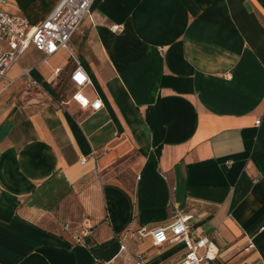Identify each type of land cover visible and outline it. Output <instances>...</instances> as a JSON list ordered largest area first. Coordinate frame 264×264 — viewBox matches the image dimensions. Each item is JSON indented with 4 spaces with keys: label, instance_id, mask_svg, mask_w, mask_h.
<instances>
[{
    "label": "crops",
    "instance_id": "crops-1",
    "mask_svg": "<svg viewBox=\"0 0 264 264\" xmlns=\"http://www.w3.org/2000/svg\"><path fill=\"white\" fill-rule=\"evenodd\" d=\"M60 1L8 9L38 24ZM71 43L102 108L59 96L62 76L73 91L65 49L31 46L0 79V264H135L119 238L173 263L187 248L152 230L179 209L214 236L213 264H263L264 0H95ZM30 66L47 96L8 110Z\"/></svg>",
    "mask_w": 264,
    "mask_h": 264
},
{
    "label": "built area",
    "instance_id": "built-area-1",
    "mask_svg": "<svg viewBox=\"0 0 264 264\" xmlns=\"http://www.w3.org/2000/svg\"><path fill=\"white\" fill-rule=\"evenodd\" d=\"M94 1L61 0L53 12L42 22L32 24L26 15L8 9L10 0H0V79L6 80L8 84L13 82V79L7 76V72L31 46L43 51L45 53L44 59L60 49H65L73 62V68L69 74L73 88L71 97L78 101L82 108L92 110L102 108L103 100L101 97L97 96L91 100L84 93V88L92 85L93 80L71 43L73 35L80 30L83 22L92 18ZM111 29L119 32L123 29V25L115 23L111 25ZM61 71L62 68L58 66L56 72L61 73ZM23 75L28 76L30 85H42L33 76L31 66L24 68ZM260 121L258 119L257 123ZM85 160L82 158L83 162ZM191 218V214L179 209L171 222L156 226L152 230L155 244L182 243L187 248L185 254L177 261L159 264H211L210 262L216 258L218 249L214 245V236L198 233L191 224ZM64 226L69 229L70 223L66 222ZM143 234L144 230L141 231L140 236ZM93 236L94 230L90 226L76 228L73 232V238L76 242L89 246V240ZM123 239L119 238L120 251L127 250L129 258H133L135 264H148L145 255L130 251ZM254 247L255 242L250 238L246 248Z\"/></svg>",
    "mask_w": 264,
    "mask_h": 264
},
{
    "label": "rangeland",
    "instance_id": "rangeland-1",
    "mask_svg": "<svg viewBox=\"0 0 264 264\" xmlns=\"http://www.w3.org/2000/svg\"><path fill=\"white\" fill-rule=\"evenodd\" d=\"M59 61L58 55L51 57L49 59V62L46 64H42L40 67L45 68L49 67L50 65L54 64L55 62ZM7 84V83H6ZM58 90H59V96L64 95V94H71V86L68 81L65 80V77H61L60 83L58 85ZM18 91H15L13 89V85L8 86L6 90H4L7 93L6 96V102L8 103V110L12 108L13 106H16V109L18 108L19 110H22V106L24 104H27L29 100H32L33 98L42 100L45 99L47 96L46 93H44V90L42 86H33L28 84L23 83V85L20 87V89H17ZM4 97V95L0 96V100ZM38 100H35V102H38ZM183 245V244H181ZM180 247V246H179ZM213 264V261L210 262Z\"/></svg>",
    "mask_w": 264,
    "mask_h": 264
}]
</instances>
